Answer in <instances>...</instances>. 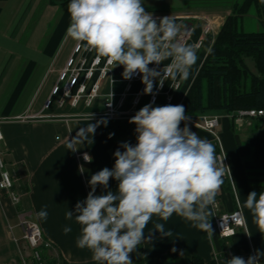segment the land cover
Returning <instances> with one entry per match:
<instances>
[{
  "label": "crops",
  "instance_id": "0c3cea01",
  "mask_svg": "<svg viewBox=\"0 0 264 264\" xmlns=\"http://www.w3.org/2000/svg\"><path fill=\"white\" fill-rule=\"evenodd\" d=\"M238 1L143 0V6L154 18L170 16L176 24L179 18L186 16H210L218 18L223 26ZM69 2L0 0V131L3 137L0 152L14 179L13 190L20 197V203L14 204L9 194L0 191V264H23L22 259L27 255L22 242L21 220L24 217L40 226L44 241L52 246L45 251L51 263L98 264L88 249L76 246L80 226L74 218L66 219L65 213L74 211L76 203L86 198L90 191L87 181L92 174L114 166L113 153L122 142L136 143L133 139L121 140L109 148L110 139L99 125L92 144H78L76 146L80 148L76 152L69 151L67 144L79 129L99 121L75 116L102 112V106L99 103L92 109L80 111L70 108L44 110L45 102L77 44L66 34L70 24ZM197 31L196 39L200 36L201 26ZM210 49L206 43L173 105L182 104ZM119 76L124 77L123 73ZM122 90L121 83L115 86L116 93ZM164 105L161 99L158 106ZM58 115L68 118L55 117ZM35 116L37 118L32 119ZM218 116L221 118L218 133L229 159L231 179H223L215 200L220 205L219 214H231L240 209L246 220V230L240 228L234 237L222 238L215 227L212 206L211 234L193 227L191 222L175 213L166 222L153 216L145 229V237L157 222L163 223L165 230L170 229L172 235L162 237L153 229L151 242L142 243L140 264H192L194 257L201 258L206 264H227L233 256L247 260L257 251L264 252V233L258 231L249 210L242 207L250 189L236 147L232 121L229 116ZM190 129L216 146L210 134ZM85 152L93 158L91 163L82 159ZM80 165L84 167L83 173L78 170ZM117 183L110 179L109 189L115 192ZM105 191L97 186L96 194ZM44 206H47L46 220L38 216ZM65 226H70L72 231L65 234ZM261 260L264 264V257Z\"/></svg>",
  "mask_w": 264,
  "mask_h": 264
},
{
  "label": "clouds",
  "instance_id": "9594fccd",
  "mask_svg": "<svg viewBox=\"0 0 264 264\" xmlns=\"http://www.w3.org/2000/svg\"><path fill=\"white\" fill-rule=\"evenodd\" d=\"M67 11V36L81 42L85 50L107 57L110 64L123 65L125 79L141 74L145 94L152 93L154 80L162 85V77L187 80L198 59L193 46L177 39L180 29L174 20L154 18L143 0H70ZM166 59L170 63L160 71L149 68ZM189 119L183 105H144L128 121L136 126L135 145L122 142L113 153L114 166L92 174L86 198L65 213L66 219L74 218L80 226L76 246L88 249L98 264H133L131 254L144 241L151 242L153 229L170 237L171 230L159 222L145 237L153 216L166 222L175 213L193 227L213 233L210 206L215 204L225 170L218 166L214 145L190 129ZM101 123L107 125L101 120L79 129L69 140L68 150L76 152L80 148L76 145L92 144ZM92 159L83 154L86 163ZM78 170L85 171L83 165ZM110 179L118 182L115 192L109 189ZM97 186L106 191L97 195ZM242 207L264 233V191L250 192ZM46 208L38 213L42 220L47 219ZM71 231L70 226L63 229L65 234ZM261 257L264 252L257 251L247 260L233 256L227 264H261Z\"/></svg>",
  "mask_w": 264,
  "mask_h": 264
},
{
  "label": "built area",
  "instance_id": "2783aa9c",
  "mask_svg": "<svg viewBox=\"0 0 264 264\" xmlns=\"http://www.w3.org/2000/svg\"><path fill=\"white\" fill-rule=\"evenodd\" d=\"M201 26V33L198 34V26ZM180 31L177 39L196 49L197 57L203 51L205 44L210 48L215 42L221 23L218 18L210 16H186L179 18L177 24ZM170 60H164L160 65L150 64L149 68H156L157 71L168 65ZM118 65L110 64L107 57H100L93 50H85L81 42H77L71 56L68 58L65 67L60 72L58 80L52 88L50 97L44 105V110L56 108L64 111L67 108L80 111L89 110L100 103L102 112L92 114L76 115L75 117L92 118L96 120H106L111 122H125L135 115V113L146 104L158 106L161 99L165 105H173L176 94L184 87L186 80L179 77L173 81L165 78L160 85L156 80L153 81L151 94H145V84L142 83L141 74L134 73L130 79H125L116 74ZM121 83L123 90L116 93L115 86ZM101 100L104 103H101ZM187 121L188 126L202 130L210 134L219 148L216 154L218 166L224 167L225 174L223 179H231L229 173V159L222 149L219 137L220 117L214 116H190ZM55 117L68 118V116L58 115ZM37 117H32L36 119ZM229 118L234 122L238 131L251 126L253 120L264 118V110H241ZM184 124V122H182ZM1 125V122H0ZM3 137L0 131V143ZM83 159V154L81 155ZM85 162V161H84ZM223 162V164H222ZM14 179L7 170V166L0 152V191L10 195L14 204L20 203V197L14 192ZM214 213L215 227L222 238H232L237 230H246V220L243 212L239 209L231 214H219L220 205L217 200L212 206ZM21 228L24 232V240L30 249L29 254L22 259L23 264H46L42 257L40 248L51 249L50 243L45 242L40 226L26 217L21 220ZM235 232V235L232 233Z\"/></svg>",
  "mask_w": 264,
  "mask_h": 264
},
{
  "label": "trees",
  "instance_id": "16d2710c",
  "mask_svg": "<svg viewBox=\"0 0 264 264\" xmlns=\"http://www.w3.org/2000/svg\"><path fill=\"white\" fill-rule=\"evenodd\" d=\"M251 15L258 18L262 32L244 31L245 18ZM248 59L254 62L255 72L248 67ZM181 105L185 115L190 116H232L241 110H264V0H241L235 4ZM258 120L264 118L253 120V124ZM100 127L110 139L109 148L121 140H136V126L128 121H107L106 126L101 123ZM232 130L250 192L264 191V133L242 140L233 121ZM218 152L215 146V154ZM138 248L131 254L133 264L141 263L142 244ZM46 250L40 248L43 259L46 264H54ZM192 264L206 263L194 257Z\"/></svg>",
  "mask_w": 264,
  "mask_h": 264
},
{
  "label": "rangeland",
  "instance_id": "374dc122",
  "mask_svg": "<svg viewBox=\"0 0 264 264\" xmlns=\"http://www.w3.org/2000/svg\"><path fill=\"white\" fill-rule=\"evenodd\" d=\"M241 0H239L240 2ZM244 31L247 33H255V32H262L263 28L258 20V18L256 16H247L245 18V23H244ZM248 67L255 72V66H254V62L251 59H248L246 61ZM101 103L103 104L104 101L101 100ZM240 135H242V137L244 138L243 140H246L248 137L250 136H262L264 133V121L263 120H258V122L256 123H252L251 126H247L246 128L242 129L239 131ZM17 234H19L20 236H22V233L20 231H16ZM24 243L25 246V250L27 251V253L29 254L30 249L27 246L26 241H22Z\"/></svg>",
  "mask_w": 264,
  "mask_h": 264
},
{
  "label": "water",
  "instance_id": "95a60500",
  "mask_svg": "<svg viewBox=\"0 0 264 264\" xmlns=\"http://www.w3.org/2000/svg\"><path fill=\"white\" fill-rule=\"evenodd\" d=\"M123 72H124V66L123 65L117 66L116 74L119 75V74H122Z\"/></svg>",
  "mask_w": 264,
  "mask_h": 264
}]
</instances>
